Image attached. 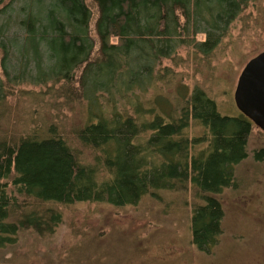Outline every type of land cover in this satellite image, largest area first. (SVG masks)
<instances>
[{"label":"trees","instance_id":"16d2710c","mask_svg":"<svg viewBox=\"0 0 264 264\" xmlns=\"http://www.w3.org/2000/svg\"><path fill=\"white\" fill-rule=\"evenodd\" d=\"M18 1L0 0V14ZM261 1L30 0L14 20L19 43L11 23L1 24L0 103L13 86L51 85L54 110H82L68 133L53 124L0 138V250L24 230L54 236L62 207L135 206L190 186L199 202L192 242L210 253L223 233L217 196L235 186L254 125L221 114L202 87L177 81V54L192 48L211 58ZM24 39L34 46L23 48ZM191 125L204 134L190 137Z\"/></svg>","mask_w":264,"mask_h":264},{"label":"rangeland","instance_id":"374dc122","mask_svg":"<svg viewBox=\"0 0 264 264\" xmlns=\"http://www.w3.org/2000/svg\"><path fill=\"white\" fill-rule=\"evenodd\" d=\"M28 1L19 0L0 14V25L11 23V33L16 32L11 35L14 43L21 41L17 37L21 29H16L14 20ZM204 39L199 35L198 40ZM30 46H34L32 40L24 39L22 47ZM262 52L264 0L234 23L229 37L211 58L197 55L192 48L181 49L178 65H174L177 81L191 90L202 87L216 100L221 114L240 115L235 99L239 77L249 61ZM19 55L13 53V57ZM12 63L16 64L15 60ZM163 65L173 66L170 60ZM0 75L4 80L3 72ZM50 86H13L14 95L0 103V138H18L38 127L48 130L53 124L60 132L63 128L67 132L78 124L82 109L54 110ZM189 134L199 137L204 130L193 125ZM263 148L264 132L254 126L248 158L235 167V186L217 196L224 207L223 233L210 253L192 242L191 218L198 201L195 189L188 186L178 192H161L157 199L148 195L135 206L84 203L62 207L64 223L54 236L19 232L14 245L0 250V264H264V158L256 156Z\"/></svg>","mask_w":264,"mask_h":264},{"label":"water","instance_id":"95a60500","mask_svg":"<svg viewBox=\"0 0 264 264\" xmlns=\"http://www.w3.org/2000/svg\"><path fill=\"white\" fill-rule=\"evenodd\" d=\"M235 99L239 110L264 131V52L244 68L236 87Z\"/></svg>","mask_w":264,"mask_h":264},{"label":"flooded vegetation","instance_id":"af4514ba","mask_svg":"<svg viewBox=\"0 0 264 264\" xmlns=\"http://www.w3.org/2000/svg\"><path fill=\"white\" fill-rule=\"evenodd\" d=\"M241 112V111H240ZM241 114H243L242 112H241ZM244 115V114H243ZM245 116V115H244ZM248 118V117H247ZM249 119V118H248ZM250 120V119H249ZM251 121V120H250ZM252 122V121H251ZM253 123V122H252ZM253 125L254 126H256L254 123H253ZM257 127V126H256ZM264 132V131H263Z\"/></svg>","mask_w":264,"mask_h":264}]
</instances>
